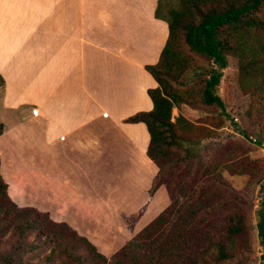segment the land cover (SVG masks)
Here are the masks:
<instances>
[{
  "label": "crops",
  "instance_id": "0c3cea01",
  "mask_svg": "<svg viewBox=\"0 0 264 264\" xmlns=\"http://www.w3.org/2000/svg\"><path fill=\"white\" fill-rule=\"evenodd\" d=\"M156 2L0 0V174L18 206L81 231V217L114 207L101 185L133 206L147 195L149 133L122 120L152 109L145 66L168 35ZM10 152L26 154L7 165Z\"/></svg>",
  "mask_w": 264,
  "mask_h": 264
},
{
  "label": "trees",
  "instance_id": "16d2710c",
  "mask_svg": "<svg viewBox=\"0 0 264 264\" xmlns=\"http://www.w3.org/2000/svg\"><path fill=\"white\" fill-rule=\"evenodd\" d=\"M155 17L167 23L168 35L158 61L145 66L157 82L147 90L152 109L122 122L145 124L146 155L157 167L149 198L163 187L168 205L108 258L68 223L18 206L0 174V248L11 249H0V263L21 264L14 253L44 246L45 264H242L250 249L248 211L241 192L222 176L232 167L214 151L200 150L201 140L191 133L195 125L179 115L172 121L171 110L181 104L214 108L212 128L200 133L211 142L223 126L221 116H228L219 86L229 57H236L240 73L252 80L254 109L264 114V0H157ZM3 130L0 123V135ZM202 155L208 157L206 169ZM257 184L261 202L254 227L264 247V180Z\"/></svg>",
  "mask_w": 264,
  "mask_h": 264
},
{
  "label": "rangeland",
  "instance_id": "374dc122",
  "mask_svg": "<svg viewBox=\"0 0 264 264\" xmlns=\"http://www.w3.org/2000/svg\"><path fill=\"white\" fill-rule=\"evenodd\" d=\"M197 85L193 82L190 86L197 87ZM251 87L252 80L240 73L237 58L229 57L228 67L224 69L219 86V94L225 102V111L228 116H221L224 122L223 126L216 130V137L211 142H205L206 136L200 135L202 127L212 128L211 123L218 116L214 108L202 107L198 110L181 104L178 108H172L171 120L174 121L179 115L195 125L191 133L197 134L201 140L199 149L205 153L214 151L217 159L227 162L232 167L229 170L224 169L222 176L232 188L241 192L247 202L248 211L247 238L250 249L241 261L242 264H264V247L260 245L254 227L261 202L257 181L258 179L264 180V114L254 109ZM239 130L245 132L247 136H243ZM256 140H261V144L257 145ZM23 154L26 153L10 152L9 155L7 154L5 158L7 165L17 156L22 159ZM201 160L206 169L209 165L208 157L202 155ZM110 187L112 185H101L99 196L101 200H108L109 205L112 202L114 207L99 209L100 214L97 216L81 217L79 224L82 230H77L108 258L131 241L133 236L169 202L163 187H160L151 198L147 193L143 199L134 202L136 203L134 206L122 197L117 186L114 187L115 190H110ZM139 202H141L140 206L137 205ZM119 204L127 205L125 209H121ZM142 205H145L142 215L130 224V221H133L132 217ZM0 249L4 250L3 253L11 251L7 247ZM47 249V247L40 246L32 251L14 253L13 258L19 260L21 264H45L44 257L48 252Z\"/></svg>",
  "mask_w": 264,
  "mask_h": 264
},
{
  "label": "built area",
  "instance_id": "2783aa9c",
  "mask_svg": "<svg viewBox=\"0 0 264 264\" xmlns=\"http://www.w3.org/2000/svg\"><path fill=\"white\" fill-rule=\"evenodd\" d=\"M31 113H32L33 115H37V109H32V110H31ZM103 115L106 116V113H103Z\"/></svg>",
  "mask_w": 264,
  "mask_h": 264
}]
</instances>
